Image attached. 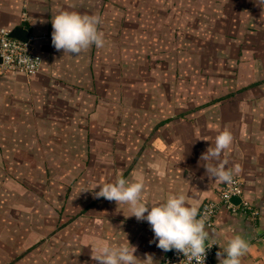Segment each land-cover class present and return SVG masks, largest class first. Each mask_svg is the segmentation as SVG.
<instances>
[{"label": "crops", "instance_id": "crops-1", "mask_svg": "<svg viewBox=\"0 0 264 264\" xmlns=\"http://www.w3.org/2000/svg\"><path fill=\"white\" fill-rule=\"evenodd\" d=\"M169 2L182 15L170 18L171 27L155 37L192 43L178 50L179 66L152 63L150 73L146 54L119 44L131 29L132 40L141 36L140 21L125 20L119 0H0V29L29 28L28 40L42 57L34 77L0 74V233L10 231L14 202L22 211L26 199L44 200L36 186L53 184L56 193L64 192L61 226L53 223L47 238L30 248L43 250L36 264H99L91 258L92 247L127 240L141 264H162L169 251L156 246L148 222L127 217V205L97 199L94 192L122 174L145 183L149 204L184 194L200 211L218 199L224 185L209 179L201 156L225 128L233 143L222 159L228 167L241 165L244 200L259 214L220 209L213 225L205 226L206 244L214 246L211 264H219L217 252L235 235L250 244L241 264H264V47L245 43L254 34L264 40V0ZM61 10L98 14L105 46L75 56L57 51L51 19ZM219 40L242 45L220 54L214 48ZM126 61L131 69H125ZM64 209L68 214L62 216ZM6 241L0 245L11 250ZM27 243H19L23 257L14 264L33 259L23 250ZM0 264H10L6 255L0 254Z\"/></svg>", "mask_w": 264, "mask_h": 264}, {"label": "clouds", "instance_id": "clouds-1", "mask_svg": "<svg viewBox=\"0 0 264 264\" xmlns=\"http://www.w3.org/2000/svg\"><path fill=\"white\" fill-rule=\"evenodd\" d=\"M51 24L52 45L57 51L62 50L64 55H79L93 45L98 49L105 46V34L99 28L102 18L98 14L81 15L61 10L52 17ZM232 143L233 135L225 128L216 135L214 147H209L201 156V160L205 161L206 174L209 179L214 178L217 185L232 184L234 177L243 171L240 164L228 167V161L222 159L230 151ZM97 187L99 191L94 192L95 198L102 197L115 201L117 205H127L130 212L127 217L134 216L137 221H147L155 240H158V248L165 252L176 250L191 262L195 260L196 264H205L206 251L212 246L206 244L209 238L205 230L207 217L200 216L199 208L189 205L184 194H169L166 200L149 204L145 196V183L142 180L131 182L123 178L122 174L115 182ZM249 248L250 244L245 238L233 236L228 240L227 247L217 252L219 264H241ZM135 252L136 248L128 240L123 244L101 243L92 247L91 258L99 264H141ZM151 259L148 256L143 261Z\"/></svg>", "mask_w": 264, "mask_h": 264}, {"label": "rangeland", "instance_id": "rangeland-1", "mask_svg": "<svg viewBox=\"0 0 264 264\" xmlns=\"http://www.w3.org/2000/svg\"><path fill=\"white\" fill-rule=\"evenodd\" d=\"M169 1L170 0H119L120 4H123L122 6L124 7V13H125L124 19L139 20L140 24L137 25L138 29H136V31L139 30L141 33L140 37L136 38L135 40H132V34L134 33V31L131 29L128 31L130 33L129 38L126 39V41L124 42L119 41V44L121 43L124 44L127 50L129 51L132 50L135 54L136 53H140L142 55L146 54L147 56V60L145 59L147 61L146 64L149 65L146 66L150 67L149 69L150 73L152 70L151 68L152 63L154 65H157V68H165V66L168 65L172 66L173 64H177L179 66L180 57L177 54L179 53L178 50H182V49L185 50L186 46L192 43L191 40L185 39L181 41L177 37H174L173 39L170 37L171 40L168 41H166L163 38L155 37L154 34L158 33L160 29L171 27L170 24L169 25L167 24L169 20H171L170 18H172L173 21L182 15L180 10L172 8L170 6ZM189 11L192 12L193 10H189ZM114 14H116V12ZM130 28H132L131 24H130ZM231 42L233 41L219 40L214 48L220 54L223 53L222 51L223 49H228V48L229 50L236 49L238 51L240 47L239 44L241 43V41H237L236 46L231 45ZM132 43L138 46V48H134L132 46L133 45ZM219 43H221L222 46L219 47L218 46ZM223 43L226 45L225 48H223ZM245 43L247 45L253 46L255 49L258 48L257 50H259L262 46L264 47V40L261 38V36L259 35L257 36L256 34H254L250 40L246 39ZM170 49L173 50L172 54H168L170 56H166V53H168ZM149 52L152 53L154 52L155 53L154 57H152L151 54L148 55L147 53ZM142 58L143 57L140 55L139 57H134L133 59L134 62H137ZM128 59L130 58L127 57L126 60ZM217 59H219L220 61L224 60L220 56ZM124 65L126 67L125 68L126 70L127 68L131 69L133 66V64H131L130 61L129 62L126 61ZM176 74H178V72H176ZM51 185L43 184L42 186H36V188L39 187L38 191L39 193H42L41 194L42 198H44V200L41 201L39 204L36 202H32V200L30 199H26L25 200L26 208L25 210L20 211L19 205L21 204L14 202L12 207L13 212L11 214V221L8 220L7 218V221L10 223V225L9 223H7V225H9L7 226V229L10 228V231L8 230L7 233L5 232L0 233V240L1 241L7 240L6 242L9 244V247L7 248L12 247L11 250H8V249H4V247L0 245V254L6 255L8 263L14 264L16 261L18 262L20 260L19 259L20 257H23L20 256L19 253H17L18 252L17 250L23 252L19 249L20 246L19 243H21V241H25V242L27 241L29 242L27 243V248H24L23 250H27L26 257H33V259L31 260L29 259L27 261V264H36L35 258L42 257L43 250L38 253L37 249L35 248L30 249V248L38 244V242H40L41 240L47 238L49 233L53 230V223L56 225V227L61 226L58 223L59 222L58 216L61 207L60 199H62L64 192H61L59 195V193H56V190H54L58 186L53 184ZM28 187L30 186H26V189H28ZM15 204L17 206H15ZM63 211L64 212L61 213L62 216L65 213L68 214L65 209ZM38 212H40L39 215ZM68 217H69L68 215H65L64 220H68ZM45 220L49 221V224L46 227L43 224ZM9 238L11 239L9 240Z\"/></svg>", "mask_w": 264, "mask_h": 264}, {"label": "built area", "instance_id": "built-area-1", "mask_svg": "<svg viewBox=\"0 0 264 264\" xmlns=\"http://www.w3.org/2000/svg\"><path fill=\"white\" fill-rule=\"evenodd\" d=\"M10 33L11 31L6 28L0 29V74H20L28 78L36 76L41 70L42 57L35 51L30 40L22 42L12 38ZM236 198L241 200L239 204L234 203ZM221 208L228 209L232 214L244 212L252 217L259 214L248 201L244 200V183L238 176L234 177L232 184L224 183L218 199L207 201L199 211L200 216L207 217L206 227L213 225L214 218ZM213 254L212 245L206 251L205 264H211ZM162 264H196V261L191 262L182 253L171 250L163 257Z\"/></svg>", "mask_w": 264, "mask_h": 264}, {"label": "water", "instance_id": "water-1", "mask_svg": "<svg viewBox=\"0 0 264 264\" xmlns=\"http://www.w3.org/2000/svg\"><path fill=\"white\" fill-rule=\"evenodd\" d=\"M10 36L12 38L18 39L22 42H27L28 38H29V28H15L11 31ZM240 199L236 198L234 199V203L239 204L240 203Z\"/></svg>", "mask_w": 264, "mask_h": 264}]
</instances>
